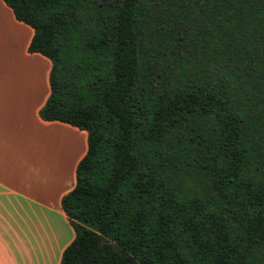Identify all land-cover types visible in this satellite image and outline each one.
Listing matches in <instances>:
<instances>
[{
	"label": "trees",
	"instance_id": "16d2710c",
	"mask_svg": "<svg viewBox=\"0 0 264 264\" xmlns=\"http://www.w3.org/2000/svg\"><path fill=\"white\" fill-rule=\"evenodd\" d=\"M4 1L88 133L60 264H264V0Z\"/></svg>",
	"mask_w": 264,
	"mask_h": 264
},
{
	"label": "crops",
	"instance_id": "0c3cea01",
	"mask_svg": "<svg viewBox=\"0 0 264 264\" xmlns=\"http://www.w3.org/2000/svg\"><path fill=\"white\" fill-rule=\"evenodd\" d=\"M0 0V264H60L75 230L62 198L76 185L88 133L43 119L51 60Z\"/></svg>",
	"mask_w": 264,
	"mask_h": 264
},
{
	"label": "rangeland",
	"instance_id": "374dc122",
	"mask_svg": "<svg viewBox=\"0 0 264 264\" xmlns=\"http://www.w3.org/2000/svg\"><path fill=\"white\" fill-rule=\"evenodd\" d=\"M201 3V2H200Z\"/></svg>",
	"mask_w": 264,
	"mask_h": 264
}]
</instances>
